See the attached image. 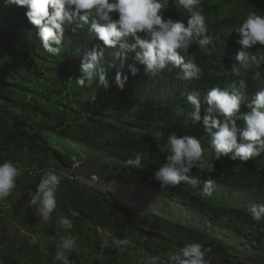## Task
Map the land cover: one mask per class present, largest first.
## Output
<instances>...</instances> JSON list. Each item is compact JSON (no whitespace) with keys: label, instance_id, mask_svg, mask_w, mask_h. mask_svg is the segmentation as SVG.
<instances>
[{"label":"trees","instance_id":"trees-1","mask_svg":"<svg viewBox=\"0 0 264 264\" xmlns=\"http://www.w3.org/2000/svg\"><path fill=\"white\" fill-rule=\"evenodd\" d=\"M201 8L207 20L206 35L210 43L201 48L194 38L187 50L178 49L185 62L194 60L199 69L198 78L187 79L182 69L171 64L153 73L135 59L134 52L118 56V47L105 46L90 30V24L78 18L64 25L62 44L54 46L62 50L53 56L43 49L38 29L26 18V9L6 7L0 0V162H15L27 150L28 160L35 161L43 173L50 169L51 162L61 168L76 157L88 175L106 172L137 181L173 202H185L207 212L211 222L235 223L252 246V252H263L264 221L253 220L249 209L253 205H264V153L247 162L232 160V154L216 160L203 120L194 121L188 115L194 109L187 102V94L192 90L200 93L203 117L208 115L204 98L211 88L226 87L244 79L248 88L241 93L240 114L250 111L245 104L251 102L258 90L252 78L257 69L254 66L241 69V75L237 76L232 67L242 47L237 43L240 39L237 29L249 12L264 14V0H201ZM161 14L165 21H182L185 25L189 16L174 0H167ZM113 15L118 18V14ZM137 35L148 38L145 33ZM126 39L134 43L131 37ZM100 49L104 56L98 67L105 68L109 88L100 87L98 78L91 87L79 86L76 81L82 76L84 58ZM132 67L137 69L136 75H132ZM117 73L127 77L123 89L116 83ZM93 94L95 102L90 100ZM215 115L224 119L218 113ZM243 125L244 121L238 119L237 126ZM172 135L198 139L214 167L212 171L193 168L188 175L197 181L194 186L182 183L161 190L154 173L165 163L167 153L163 147ZM64 146L69 151L63 149ZM10 150L13 153L6 154ZM145 151L149 158L143 161L141 168L126 163L134 152ZM26 164L33 166L29 162ZM42 173L36 175L29 187L18 181L19 177L15 190L34 192ZM206 176L213 181L210 197L202 196L205 186L198 185ZM60 185L63 192H59V196L64 202L61 217L69 216L75 225L90 220L96 227L110 228L112 237L118 239L133 235L145 238L151 255L163 256L166 260L185 243L195 241L213 249L210 264H241V260L234 258L239 251L232 253L231 247L207 234V229L204 232L183 230L174 224L167 240L160 241L148 231L170 224L163 225L148 213L139 220L135 210H128L108 195L84 188L85 185L72 178L61 181ZM18 201L14 210L18 209ZM69 210L79 215L71 217ZM171 240L176 244H171ZM130 241L138 247V240ZM13 242L5 232L0 233L1 264H19L21 255L18 257L11 249ZM152 247L156 250L151 251ZM106 248L112 258L117 256V247L109 245ZM74 260L77 262L76 258Z\"/></svg>","mask_w":264,"mask_h":264},{"label":"clouds","instance_id":"clouds-1","mask_svg":"<svg viewBox=\"0 0 264 264\" xmlns=\"http://www.w3.org/2000/svg\"><path fill=\"white\" fill-rule=\"evenodd\" d=\"M4 5L25 8L26 18L38 29L42 47L53 56L61 52L64 37V25L72 23L78 18L84 24H90V30L98 39L109 48H119L122 53L134 52L135 59L146 65L150 72L165 70L169 64L180 68L185 78H198L199 69L194 60L185 62L178 49L187 50L190 45L197 42L201 48L210 43L206 35L207 20L203 15L201 0H174L178 8L189 13L187 26L182 21L169 19L165 21L162 16L167 0H3ZM113 14H118L114 18ZM241 50L236 54L232 72L239 76L241 69L248 70L252 66L257 69L253 80L258 90L251 102L245 106L250 109L241 115L242 96L248 84L244 79L233 81L226 87L216 86L211 88L204 102L208 105V115L201 116L200 93L192 90L187 94V102L194 111L188 115L194 121L203 120L206 131L211 136V146L214 149L215 159L222 156L232 160L247 162L251 158L264 153V14L255 11L249 12L243 18L237 29ZM138 33H145L148 38H141ZM131 37L134 43H128ZM259 45V48L256 46ZM104 56L103 49L94 50L82 62V76L76 83L81 87H91L96 79L99 86L109 88L106 70L99 66ZM132 75L137 74V69L132 67ZM117 85L123 89L127 81L126 76L117 73ZM90 100L95 102L93 94ZM219 114L221 120L215 115ZM244 121L243 127L237 126V120ZM165 163L154 173L155 180L160 189L174 188L187 183L194 186L197 181L190 179L188 173L193 168L212 171L213 164L209 161L201 142L193 137L176 135L169 137L163 147ZM234 153V154H233ZM149 158V153L134 152L126 163L135 168H141L143 161ZM22 175V170L13 162L5 160L0 163V200L8 198L17 187V179ZM95 179L97 177H94ZM61 184V177L54 170H46L36 186L34 192L30 191L29 204L35 213L44 220H48L57 208V192ZM213 181L206 182L202 196H212ZM71 217L79 215L74 210H69ZM251 217L256 222L264 221V205H253L249 209ZM58 225L65 230L73 227V220L69 216L58 219ZM78 237L71 233L60 237L51 264H73L69 259L77 244ZM131 241L127 238H105L103 246L110 244L117 248L128 246ZM264 248V247H263ZM213 249L205 247L199 242L185 243L179 250L169 257L167 264H210ZM144 264H161L159 256H149Z\"/></svg>","mask_w":264,"mask_h":264},{"label":"rangeland","instance_id":"rangeland-1","mask_svg":"<svg viewBox=\"0 0 264 264\" xmlns=\"http://www.w3.org/2000/svg\"><path fill=\"white\" fill-rule=\"evenodd\" d=\"M27 100L30 99L27 98ZM63 149L68 150L66 146ZM12 153L13 151L10 150L6 154ZM25 153L22 158L16 159L13 163L22 170V175L18 181L29 187L35 182L36 175L42 173V170L35 161L28 160L27 150ZM28 162L32 163L33 166L29 167L26 164ZM49 167L61 177V181L72 178L75 182L85 185L84 188L91 189L93 192L97 191L102 195H108L110 198L115 199L114 202H118L128 210H135L136 214H139V217L137 216L139 220L142 219L144 213H148L150 216L157 217L161 224H170L169 227H159L148 231L160 241L167 240L171 235V229H174V224L179 225L183 230L191 229L204 232L207 229V234L223 241L228 248L231 247L230 251L232 253L239 251L234 258L235 260H241V264H244V262L245 264L264 263V251L253 253L252 246L246 242L244 234L235 223L211 222V217L207 212H201L185 202H173L165 196L155 194L144 188L145 186L137 181H131L106 172H97L93 176L88 175L82 170L76 157H72L67 166L63 164L61 168H56L54 162H51ZM204 179L203 183H198L199 186H205V183L210 180L207 176ZM30 191L31 189L29 191L14 189L11 196L5 200H0L2 201L0 203V233L5 232L7 238L14 240L10 247L18 257L21 255L19 264H51L56 247L60 243V237L69 233L78 237L75 249L68 254L69 259L72 257L77 259V262L74 259L71 260L77 264H95V262L100 264H144L146 258L152 256L150 248L148 249L145 246V238H138V236L133 235L132 237L127 236V239L138 240V247L135 248L132 245L133 243H130L128 246L123 247V250L118 248L117 256L112 258L111 252L103 246L104 239L113 236L110 228L104 229L103 227L101 229L100 226L96 227L90 220L81 221L78 225L73 223V227L68 230L58 225L57 221L61 218L62 204L64 203L60 198L61 196H59V192H63L61 185L56 194L57 208L48 220L38 216L34 208L30 206ZM17 201L16 207L18 209L14 210ZM178 240L177 238L176 242ZM176 242L172 241L171 244H176ZM97 244L103 248H97ZM3 247L7 249L5 245ZM114 247L112 246V248ZM158 248L160 251L161 247ZM155 250V247L151 248V251ZM217 258L215 256V259ZM160 262L165 264L168 260L162 256Z\"/></svg>","mask_w":264,"mask_h":264},{"label":"built area","instance_id":"built-area-1","mask_svg":"<svg viewBox=\"0 0 264 264\" xmlns=\"http://www.w3.org/2000/svg\"><path fill=\"white\" fill-rule=\"evenodd\" d=\"M2 201H0V203H1ZM73 262V264H77L75 261H72Z\"/></svg>","mask_w":264,"mask_h":264},{"label":"bare ground","instance_id":"bare-ground-1","mask_svg":"<svg viewBox=\"0 0 264 264\" xmlns=\"http://www.w3.org/2000/svg\"><path fill=\"white\" fill-rule=\"evenodd\" d=\"M186 23V22H185ZM187 25V24H186Z\"/></svg>","mask_w":264,"mask_h":264}]
</instances>
